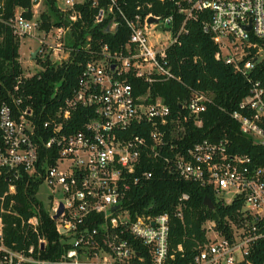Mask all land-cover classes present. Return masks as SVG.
I'll return each mask as SVG.
<instances>
[{"label": "built area", "instance_id": "obj_1", "mask_svg": "<svg viewBox=\"0 0 264 264\" xmlns=\"http://www.w3.org/2000/svg\"><path fill=\"white\" fill-rule=\"evenodd\" d=\"M4 1L0 0V20L21 41L28 36L38 38L39 47L30 53L27 64V79L44 70L48 58L62 64L80 48L88 58L72 94L44 121L41 131L31 106L17 114L8 103L1 105L0 174L18 178L24 168L30 175L42 177V183L51 189V217L61 203L64 207L55 219L57 231L73 236L71 248L58 261L35 257L33 247L27 253L7 246L2 213H14L13 198L5 206L7 195L16 191L11 181L0 195V264H148V258L149 264H174L170 262L174 258L170 254V214H133L124 205L131 188L153 176V170L141 171L144 160L149 159H160L182 178L210 188L224 204L242 200L238 221L228 218L223 226L215 219L205 221L206 240L198 243L191 264H252L254 247L264 240V166L249 155L232 152L227 139L205 138L192 147L178 148L175 140L187 136L190 121L203 125V113L212 97L191 90L180 104L181 110L173 113L153 86L180 80L169 64L167 50L186 31V20L207 9L212 14L204 29L218 45L216 58L248 75L264 56L260 45L264 0H187V7L178 2L179 12L186 17L178 29L174 15L129 13L118 0L107 4L92 0V7L97 8L95 24L107 21L105 32L114 34L121 26L122 34L128 35L119 44L88 35L80 46L67 42L68 33L83 15L77 5L88 0H65L66 5L59 7L71 11L68 24L52 25L48 30L41 27L39 14L36 16V3L31 17L24 16L21 9L5 16ZM150 16L159 22L149 24ZM33 52H37L35 57ZM74 115L84 117L82 128L75 127ZM232 117L254 143L264 146L261 81L250 79V89ZM189 199L187 193L179 198L177 213L182 218ZM27 223L37 230V216ZM136 240L147 253L142 255L136 249ZM40 242L45 243L44 239Z\"/></svg>", "mask_w": 264, "mask_h": 264}, {"label": "trees", "instance_id": "obj_2", "mask_svg": "<svg viewBox=\"0 0 264 264\" xmlns=\"http://www.w3.org/2000/svg\"><path fill=\"white\" fill-rule=\"evenodd\" d=\"M33 1L5 0L3 15L9 16L17 9H21L24 16L31 17ZM118 2L129 13L141 11L144 15L149 13L159 16L174 15L176 29L186 18L184 13L179 12L178 2L183 7L188 6L187 0H118ZM102 3L107 4L108 0H103ZM91 4L92 0H88L77 5L82 9L83 15L73 24L67 42L74 46L84 45L88 35L94 38L103 37L111 44L125 42L128 33L123 35L121 26L112 34L104 30L107 21L94 23L97 8ZM138 6L141 7L140 10L137 9ZM40 7L42 28L48 30L52 25L68 24L71 11H62L58 0H40ZM211 14L212 11L207 9L186 20V31L167 50L169 64L180 80L157 82L153 90L171 107L173 113L181 110L180 104L189 98L191 90L205 91L212 97L207 110L203 113V125L198 126L190 121L187 136L182 141L175 140L178 148L192 147L205 138L227 139L232 152L249 155L258 165L264 166V146L254 143L253 138L243 133L239 122L232 117V113L239 109L240 102L250 89V79L259 80L264 84V56L262 60L256 62L248 75L237 71L233 64L218 60L215 56L219 49L218 45L212 34L204 29V22ZM260 45L264 49V39H261ZM20 46L21 40L0 20V108L6 102L19 114L20 111L27 110L28 105L31 106L34 111V122L41 131L44 121L53 116L64 100L72 94L88 55L85 49L80 48L77 55H73L68 62L62 64L53 63L48 58L43 63L45 69L27 79L20 61ZM72 119L77 129L82 128L85 120L83 116L74 115ZM2 144L3 136L0 130V145ZM144 170H153V176L135 184L124 205L129 206L133 214L142 211L170 214V254L174 255L170 262L191 264L194 261L198 243L206 240L203 224L207 219H215L222 226L228 218L233 221L240 219L238 210L242 208V200L224 204L217 200L213 190L197 181L182 178L160 159L144 160L141 171ZM11 181L15 183L16 191L7 195L5 206L8 208L13 198L14 213H2L5 244L16 250H25L27 253L28 249L33 247V255L39 259L60 260L71 248L70 239L73 234L65 236L57 231L56 220L50 214V206H46L37 197L42 177L30 175L24 168H20L18 178H11L10 174L3 172L0 174V195L8 190ZM183 193L189 194L190 199L184 208L182 218L178 215L177 208ZM206 197L215 202L216 209L212 210L205 205ZM33 216L38 218L37 230L27 223ZM40 239H44V245ZM135 242L138 246L136 249L142 255L147 253L139 240ZM250 258L252 264H264V240L256 243ZM147 263H150L149 258Z\"/></svg>", "mask_w": 264, "mask_h": 264}, {"label": "rangeland", "instance_id": "obj_3", "mask_svg": "<svg viewBox=\"0 0 264 264\" xmlns=\"http://www.w3.org/2000/svg\"><path fill=\"white\" fill-rule=\"evenodd\" d=\"M35 5H37L36 7H34L37 10L36 16H38L39 12H40V1L37 2ZM58 5L61 6H65L66 2L65 0H58ZM38 35V33H37ZM39 47V43H38V38H34L31 36H28L26 38H24V40L21 41V46H20V61L21 64L24 68V73L25 75H27V64L30 60V53L33 50H37ZM39 64V63H38ZM40 65V64H39ZM50 193H51V189L50 187H48L46 185V183H42L39 186V190L37 192V197L43 201V203L46 206H50L51 203V197H50ZM231 196V195H229Z\"/></svg>", "mask_w": 264, "mask_h": 264}, {"label": "water", "instance_id": "obj_4", "mask_svg": "<svg viewBox=\"0 0 264 264\" xmlns=\"http://www.w3.org/2000/svg\"><path fill=\"white\" fill-rule=\"evenodd\" d=\"M37 1H39V0H34L33 3L35 4V3H37ZM158 22H159V19L156 18V17H154V16H150V17L148 18V23H149V24L158 23ZM159 27L162 28L161 25H159ZM249 28H250V27H249ZM36 53H37V52H33V57L36 56ZM204 203H205V205L208 206L210 209H212V210L216 209V204H215V202H214L210 197H206ZM116 207H117V206H116ZM63 208H64V207H63V204L61 203L58 212H57V213L54 215V217H53L54 219H57V218L60 216V214H61L62 211H63Z\"/></svg>", "mask_w": 264, "mask_h": 264}]
</instances>
